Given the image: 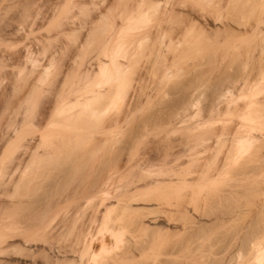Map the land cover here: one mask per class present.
Returning <instances> with one entry per match:
<instances>
[{
  "label": "bare ground",
  "instance_id": "bare-ground-1",
  "mask_svg": "<svg viewBox=\"0 0 264 264\" xmlns=\"http://www.w3.org/2000/svg\"><path fill=\"white\" fill-rule=\"evenodd\" d=\"M99 1L7 123L0 264H264V0Z\"/></svg>",
  "mask_w": 264,
  "mask_h": 264
},
{
  "label": "rangeland",
  "instance_id": "rangeland-1",
  "mask_svg": "<svg viewBox=\"0 0 264 264\" xmlns=\"http://www.w3.org/2000/svg\"><path fill=\"white\" fill-rule=\"evenodd\" d=\"M109 1L113 3V1L115 0L113 1L109 0ZM76 2L79 5L81 4L82 1L81 0L79 1L78 0H0V40H1L0 44H3V45H0V94H3L4 91H5L4 94H6V92L8 93L6 94L8 95L6 97L4 95H1L3 97L0 96V113H1L0 114V145L2 144L1 146L5 144V142L9 138V134L11 133L9 131L10 129H8L10 122L14 121L16 123L20 120L21 116L18 115L20 116L18 117L17 116L18 113H16L15 111H17L16 109H18V107L20 106V103L23 100L22 98H24V96H26L29 93L28 90L32 89L34 85L32 83L35 82V79L38 76L39 68H37L38 70L36 68L34 69L31 68L32 67L30 63L31 60H35V61L38 60L37 62L40 63L38 65H47L49 61H52L53 59H54L53 61H55L58 59L56 62H59V65H60V61H61V64H62L60 65L62 72L59 76V79H62L63 77L61 76L65 75L66 71L67 72L69 71V69L74 64L73 63L74 60L77 59L76 55H77L79 48H76V47L80 45L81 41L85 39V34H87L88 26L89 27L91 26L90 22H92L94 20V17L97 15L98 16L95 17L94 21H98V19L100 20V17H99L100 14L98 13L100 11H103L104 9V7L100 9V6H102L100 4H102V2L101 3L98 2L99 5L98 4L96 5L97 7H99V10H97L98 8L93 4L94 2H92V0H83L82 4H84L85 2L84 5L90 8L88 9L89 14H87L90 17L86 16L88 18V19L86 18V20L82 19L79 16V12H76V11H79L78 6L75 7V5L77 4ZM68 5H70V7L73 6L70 12V16L72 18L60 19V16L63 14V12L67 10ZM93 5L95 6L94 9H96V11L93 9L94 7ZM76 14L80 18L77 17ZM77 18H79L80 21ZM81 20H83L84 22L83 21L81 22ZM57 24H58V27H56ZM234 25L237 26L238 24H234ZM81 26L86 27L87 29L81 28ZM70 32L71 33L76 32L75 37L78 35V37H76V40L74 41L69 39L70 41H73L72 43L70 41L68 42L67 41L68 38H66L67 37L66 34H69ZM62 68L64 69L62 70ZM35 69L37 70V76H36V73L32 72V71L36 72ZM19 74H21L22 76H24V74H27L26 80L29 82L24 81L23 83L24 86L22 85L23 87L21 86V88L17 90L19 92L16 91L14 93L13 91L14 88L12 87H14L16 79H18V77L21 76V75L19 76ZM30 74L33 77H31ZM30 78L31 80H28ZM175 79L176 81L180 82V80L187 79V78L181 77L180 80L179 78L178 80L177 78ZM12 91H13V94H11ZM177 94L179 95V93ZM177 94H174L175 98L178 97ZM181 95L179 96L181 97ZM50 96L53 98L52 93ZM51 97H50V100L52 101ZM6 101L8 103H6ZM49 106L51 107V103L47 104V107H48L47 109L50 108ZM6 108H7V111H6ZM12 116H14L15 118ZM8 122L9 124H7ZM8 131L10 132L9 134L7 133ZM5 134L8 135L7 138L5 137ZM4 138H6L5 141H4ZM9 169H10L9 171H12L11 170L12 167ZM261 179H264V178H261ZM260 182L261 183H259L258 185L263 186L261 188H264V185H263L264 181L261 180ZM261 192H264V190H262ZM260 195L264 199V193H261ZM262 198H259V199L263 200ZM198 220L199 222L197 221L196 223L201 225V223L203 222L202 225L203 224L207 225L209 223L208 220L210 219L202 217L201 220L200 218ZM198 224H196V227L200 226ZM193 226L195 228V223L193 224ZM194 228H192V230Z\"/></svg>",
  "mask_w": 264,
  "mask_h": 264
}]
</instances>
